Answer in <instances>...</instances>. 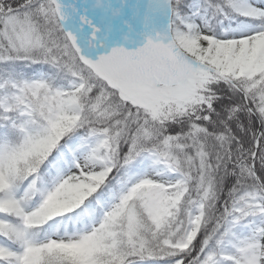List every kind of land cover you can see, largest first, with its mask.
Masks as SVG:
<instances>
[{
    "label": "snow or ice",
    "instance_id": "1",
    "mask_svg": "<svg viewBox=\"0 0 264 264\" xmlns=\"http://www.w3.org/2000/svg\"><path fill=\"white\" fill-rule=\"evenodd\" d=\"M0 264H264V0H0Z\"/></svg>",
    "mask_w": 264,
    "mask_h": 264
}]
</instances>
